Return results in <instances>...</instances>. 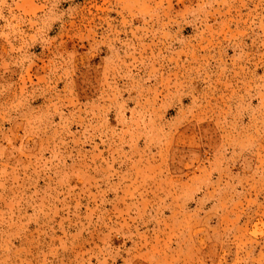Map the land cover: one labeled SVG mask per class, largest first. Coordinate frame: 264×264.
Instances as JSON below:
<instances>
[{
	"label": "rangeland",
	"instance_id": "374dc122",
	"mask_svg": "<svg viewBox=\"0 0 264 264\" xmlns=\"http://www.w3.org/2000/svg\"><path fill=\"white\" fill-rule=\"evenodd\" d=\"M0 264H264V0H0Z\"/></svg>",
	"mask_w": 264,
	"mask_h": 264
}]
</instances>
